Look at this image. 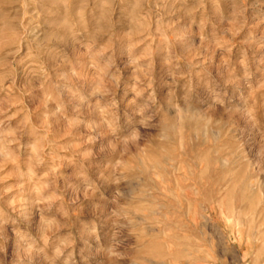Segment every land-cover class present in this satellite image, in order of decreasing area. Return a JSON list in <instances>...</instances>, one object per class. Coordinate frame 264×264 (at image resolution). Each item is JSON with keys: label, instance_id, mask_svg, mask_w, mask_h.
<instances>
[{"label": "rangeland", "instance_id": "rangeland-1", "mask_svg": "<svg viewBox=\"0 0 264 264\" xmlns=\"http://www.w3.org/2000/svg\"><path fill=\"white\" fill-rule=\"evenodd\" d=\"M0 264H264V0H0Z\"/></svg>", "mask_w": 264, "mask_h": 264}]
</instances>
